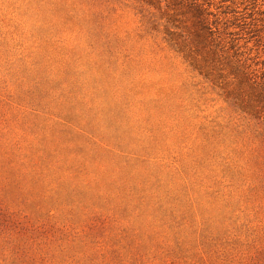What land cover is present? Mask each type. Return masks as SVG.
<instances>
[{
  "label": "rangeland",
  "instance_id": "obj_1",
  "mask_svg": "<svg viewBox=\"0 0 264 264\" xmlns=\"http://www.w3.org/2000/svg\"><path fill=\"white\" fill-rule=\"evenodd\" d=\"M0 264H264V0H0Z\"/></svg>",
  "mask_w": 264,
  "mask_h": 264
}]
</instances>
